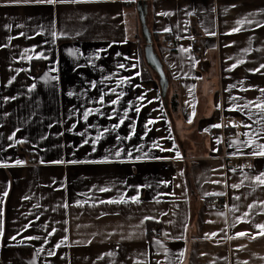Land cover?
Here are the masks:
<instances>
[{
	"label": "crops",
	"instance_id": "0c3cea01",
	"mask_svg": "<svg viewBox=\"0 0 264 264\" xmlns=\"http://www.w3.org/2000/svg\"><path fill=\"white\" fill-rule=\"evenodd\" d=\"M144 2L165 99L137 0H0V264H264V0Z\"/></svg>",
	"mask_w": 264,
	"mask_h": 264
},
{
	"label": "snow or ice",
	"instance_id": "6c2138e0",
	"mask_svg": "<svg viewBox=\"0 0 264 264\" xmlns=\"http://www.w3.org/2000/svg\"><path fill=\"white\" fill-rule=\"evenodd\" d=\"M36 2H38V3H47V4H54V3H56V2H58V0H36ZM59 2H63V0H59ZM73 2H76V0H73ZM238 23H241V21H238ZM257 26H259V25H257ZM232 31L233 32H236V31H239V29L238 28H233L232 29ZM52 36H53V38H55L56 37V33L55 32H53L52 33ZM38 56L40 55V54H37ZM117 55H119V53H117ZM41 58H43V57H41ZM119 67H123V65L121 64V65H119ZM233 67H235V65H233ZM261 68H264V64H262L261 65ZM137 75H139V73H137ZM9 83H11V81H9ZM118 83H119V81H118ZM94 86V85H93ZM261 91L262 92H264V89H261ZM69 95H72V93H69ZM121 95H123V93H121ZM142 98V97H141ZM7 99V98H6ZM101 102H103V95H101ZM118 102V99L117 100H112L111 101V103L112 104H116ZM252 102L251 101H249L248 102V104H251ZM248 105H245V107H247ZM255 108H257L261 113H264V101H262V102H260V103H257V104H255V105H253ZM136 111L137 112H139V109H136ZM90 115V110H86L85 112H84V119H87V117ZM251 118V117H250ZM123 121H121V123H122ZM148 123L149 124H151V123H153V121H151V120H149L148 121ZM119 125H114L113 127H118ZM217 127L219 126V125H216ZM73 127H75V125H73ZM244 127H249L248 125H244ZM69 131H71V129H69ZM103 132H108V129L107 128H105V129H103ZM103 132H99L97 135H96V137L91 141V143H92V145H93V151H95V144L100 140V138H101V136L103 135ZM244 135L245 136H248V132H245L244 133ZM252 136L253 137H256L257 139H259V137L257 136V134L255 133V132H253L252 133ZM131 138V133L129 134V137H127L126 139H130ZM9 139L11 140L12 139V137L11 136H9ZM117 140H120V137L118 136L117 137ZM255 141L250 137L246 142H241L242 144H243V146H251L253 143H254ZM84 143H89V141L88 140H84ZM155 143V142H154ZM169 151H171V149H168ZM161 151H165V149H163V148H161ZM250 155H252V156H264V144H259V146H258V150H253V151H251L250 153H249ZM120 155H121V150L120 149H117L116 151H115V156L116 157H120ZM128 157H129V159H131L132 158V156H131V152L129 151V153H128ZM177 157H179V153H177ZM135 159H140V157L139 156H137V157H135ZM57 162H59V161H57ZM71 163H75V162H77V161H70ZM99 162H109V159H108V157L107 156H105L103 159H102V161H99ZM16 163H23L22 161H16ZM253 180L258 184V185H261V186H264V172H260L258 175H256V176H254L253 177ZM138 188L140 187V186H137ZM233 187H238V185H233ZM101 191H106L107 189H100ZM4 195H7V193L5 192L4 193ZM220 195H223V193H220ZM236 199H239V197H235ZM131 199L133 200V201H137L138 200V195L137 196H133V197H131ZM109 203H112V202H117V201H112V200H110V201H108ZM77 203H79V201H77ZM255 203V202H254ZM262 205H264V201H261L260 202ZM253 206H254V204H250V205H248V208L249 209H252L253 208ZM2 209H0V215H2ZM244 216L245 217H247L248 216V213L246 212V213H244ZM145 219H148L147 217L145 218ZM0 225H2V221H0ZM254 227L255 228H258V229H260V235H264V223H261V224H255L254 225ZM0 231H2V228H0ZM53 232H55V229H53ZM49 235H51V233H49ZM213 235H215L214 233H213ZM236 235L237 236H244V235H246V233L245 232H237L236 233ZM12 239H15V237H12ZM28 239H38V237H28ZM64 239L66 240L67 239V237H64ZM45 243H47V241H45ZM60 243H63V241H61ZM57 247H59L60 245H59V243L56 245ZM49 255H54V253H52V252H49ZM181 255H182V253H181ZM157 264H159V262H157Z\"/></svg>",
	"mask_w": 264,
	"mask_h": 264
},
{
	"label": "water",
	"instance_id": "95a60500",
	"mask_svg": "<svg viewBox=\"0 0 264 264\" xmlns=\"http://www.w3.org/2000/svg\"><path fill=\"white\" fill-rule=\"evenodd\" d=\"M136 10L140 22L142 37L144 38L145 43L143 49L144 58L147 65L156 74L160 89V96L162 99H165L168 87V80L165 76L161 63L153 50L151 35L146 26V3L144 2V0H137Z\"/></svg>",
	"mask_w": 264,
	"mask_h": 264
},
{
	"label": "built area",
	"instance_id": "2783aa9c",
	"mask_svg": "<svg viewBox=\"0 0 264 264\" xmlns=\"http://www.w3.org/2000/svg\"><path fill=\"white\" fill-rule=\"evenodd\" d=\"M167 44H172L173 43V40L168 38L166 39L165 41ZM234 132H230V135H233ZM230 166H233L235 165V160L234 159H230L229 160V163H228ZM223 202V199L220 197V196H213V197H209V198H206L205 200V206L207 208H217L219 207ZM154 230V233H156V229H153Z\"/></svg>",
	"mask_w": 264,
	"mask_h": 264
},
{
	"label": "trees",
	"instance_id": "16d2710c",
	"mask_svg": "<svg viewBox=\"0 0 264 264\" xmlns=\"http://www.w3.org/2000/svg\"><path fill=\"white\" fill-rule=\"evenodd\" d=\"M33 64V63H32ZM31 64V65H32ZM168 102H169V109L170 110H173V109H175V107H176V99L174 98V97H172V98H170L169 100H168ZM152 225H148V227L150 228Z\"/></svg>",
	"mask_w": 264,
	"mask_h": 264
}]
</instances>
